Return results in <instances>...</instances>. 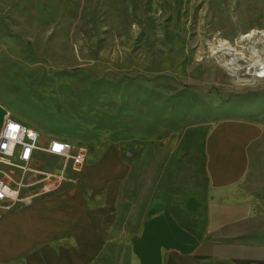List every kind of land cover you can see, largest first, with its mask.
Instances as JSON below:
<instances>
[{
    "label": "rangeland",
    "instance_id": "rangeland-1",
    "mask_svg": "<svg viewBox=\"0 0 264 264\" xmlns=\"http://www.w3.org/2000/svg\"><path fill=\"white\" fill-rule=\"evenodd\" d=\"M253 30L264 32V0H0V94L12 118L83 146V169L105 155L118 159L108 179L96 174L92 205L100 209L108 189L130 235L118 239L115 220L73 219L57 226L61 249L93 255L95 264L121 251L132 264L139 249L142 264L151 248L159 264L167 247L228 223L230 200L214 191L239 202L259 189L261 177L215 188L206 171V141L224 108L243 120L252 111L245 101L264 93V79L253 80L239 57L248 58V45L238 35ZM239 107L247 110L236 114ZM249 155L261 170L264 145ZM47 157H39L45 173L57 175L62 162ZM64 185L75 186L57 191ZM255 215L260 222L263 211Z\"/></svg>",
    "mask_w": 264,
    "mask_h": 264
},
{
    "label": "crops",
    "instance_id": "crops-1",
    "mask_svg": "<svg viewBox=\"0 0 264 264\" xmlns=\"http://www.w3.org/2000/svg\"><path fill=\"white\" fill-rule=\"evenodd\" d=\"M245 103L252 110L250 116L235 120L226 107L213 126L206 141V171L215 188L226 183L227 179L232 183L242 177H261L263 181H258L260 185H256L259 189L239 202L234 201L235 194L232 191H214V198L230 200L226 215L228 223L220 227H208L206 235L184 242L181 247H167L161 251L159 264H264V166L256 170L254 158L249 155L253 154L255 147L264 145V119L262 123L259 119L260 116L264 118V93L250 96ZM10 110L5 96L0 94V131L5 115L10 114ZM236 110V114H243L247 109L239 107ZM37 126V132L42 139H46L42 144L45 145L50 138H57L46 134L42 129L44 126ZM247 145H252V148H247ZM40 156L48 158L39 154L31 168L45 173L49 169L39 161ZM87 161L88 154L84 165ZM113 161L118 162L114 155H105L98 161L93 159L84 169L83 165L78 171L64 172V182H71L75 186L64 185L57 191L60 185L53 193L29 205L15 204L9 209L0 207V264H95L93 255H77L73 251L61 249L62 237L56 233L57 226L73 219L85 217L91 220L98 217L104 226L115 220L118 239L128 237L130 233L126 232L130 231V226L124 222L121 214L109 208L108 189L101 188L100 209L92 205L97 198V187L93 185L96 174L101 171L108 179L110 162ZM91 167H95V170ZM37 188L27 189L24 193L35 192ZM86 189L89 191L86 192ZM257 210L263 211L260 222H257L256 215L252 217ZM144 236H147L148 241L155 240L151 233H143ZM140 238L134 235V240L139 241ZM148 255V260L142 264H156L151 248L148 249ZM139 257V249L133 251L132 264H140ZM99 258L100 264L126 263L123 251L116 255L104 253Z\"/></svg>",
    "mask_w": 264,
    "mask_h": 264
},
{
    "label": "built area",
    "instance_id": "built-area-1",
    "mask_svg": "<svg viewBox=\"0 0 264 264\" xmlns=\"http://www.w3.org/2000/svg\"><path fill=\"white\" fill-rule=\"evenodd\" d=\"M255 80H262L254 73ZM41 135L33 128L5 115L0 131V207L33 203L51 194L64 182L66 170L78 171L85 163L87 151L81 145L61 138H50L44 145ZM39 154L62 162L57 175L38 172L31 168ZM38 186L35 192L24 193Z\"/></svg>",
    "mask_w": 264,
    "mask_h": 264
},
{
    "label": "bare ground",
    "instance_id": "bare-ground-1",
    "mask_svg": "<svg viewBox=\"0 0 264 264\" xmlns=\"http://www.w3.org/2000/svg\"><path fill=\"white\" fill-rule=\"evenodd\" d=\"M246 32L247 33L241 32V34L238 35L237 40L239 41L240 45L241 44L242 45L245 44L246 46L248 45V58H246L244 55H240V54H239L240 55L239 57L247 63L248 70L253 68L254 73L257 72V73L263 75L262 79H264V32L254 31V30L253 31H246ZM218 47L222 50H229V48H230V46L223 40L218 41ZM238 49H236V50H238ZM230 56H231V54H230ZM234 61H235V57H232L230 60V63H233ZM233 72H235V71H233ZM252 76H253L252 78L254 80V75L252 74ZM42 118H44V117H42Z\"/></svg>",
    "mask_w": 264,
    "mask_h": 264
},
{
    "label": "trees",
    "instance_id": "trees-1",
    "mask_svg": "<svg viewBox=\"0 0 264 264\" xmlns=\"http://www.w3.org/2000/svg\"><path fill=\"white\" fill-rule=\"evenodd\" d=\"M62 139V138H61Z\"/></svg>",
    "mask_w": 264,
    "mask_h": 264
}]
</instances>
